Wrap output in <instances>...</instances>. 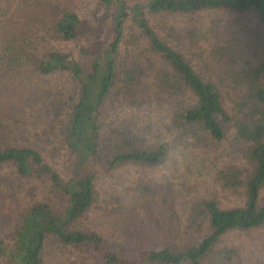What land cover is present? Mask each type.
Here are the masks:
<instances>
[{
  "label": "trees",
  "instance_id": "1",
  "mask_svg": "<svg viewBox=\"0 0 264 264\" xmlns=\"http://www.w3.org/2000/svg\"><path fill=\"white\" fill-rule=\"evenodd\" d=\"M263 227L264 0H0V264H244Z\"/></svg>",
  "mask_w": 264,
  "mask_h": 264
},
{
  "label": "rangeland",
  "instance_id": "2",
  "mask_svg": "<svg viewBox=\"0 0 264 264\" xmlns=\"http://www.w3.org/2000/svg\"><path fill=\"white\" fill-rule=\"evenodd\" d=\"M74 5L78 8V12L83 19L88 17L86 14L88 13L89 8L87 10V8L78 1H74ZM194 163L196 164L195 166ZM184 165L187 167L186 169L184 168ZM198 172L197 160L192 161L191 156H189L185 159L183 164L177 166V172L174 174L175 177H171V181L177 183V186H179L183 184L185 178L188 181L187 183L190 184V181L192 182L193 177L195 176L194 173L198 174ZM185 173L186 175L184 177ZM200 178L201 177L199 176V181L201 180ZM220 198H223L222 195H220ZM224 203L227 202L224 201ZM54 205L59 207L61 202L56 201V203L54 202ZM229 239L230 243L227 241V244L235 245L239 248L244 264H264V227L255 233H233L230 235ZM255 250L257 251V254Z\"/></svg>",
  "mask_w": 264,
  "mask_h": 264
}]
</instances>
